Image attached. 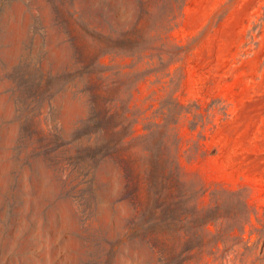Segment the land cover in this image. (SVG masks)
<instances>
[{"label": "rangeland", "instance_id": "1", "mask_svg": "<svg viewBox=\"0 0 264 264\" xmlns=\"http://www.w3.org/2000/svg\"><path fill=\"white\" fill-rule=\"evenodd\" d=\"M173 1L0 0V264H206L191 229L167 239L147 218L164 159L146 124L164 121L162 101L193 112L169 119L181 167L159 202L239 191L261 225L264 0H181L167 30L177 59L133 56L138 22L148 36ZM242 244L220 241L214 264H260Z\"/></svg>", "mask_w": 264, "mask_h": 264}, {"label": "trees", "instance_id": "2", "mask_svg": "<svg viewBox=\"0 0 264 264\" xmlns=\"http://www.w3.org/2000/svg\"><path fill=\"white\" fill-rule=\"evenodd\" d=\"M158 0L156 6H159ZM181 0H174L172 8L170 10H164L160 18L154 22V28L148 36L142 30L141 20L138 22L136 32L132 36V47L130 48L131 54H136L145 51V48L157 52L161 61L160 64L171 65L177 58L183 49V45L172 42L168 35L167 30H170L174 26V21L177 19V9ZM93 40L96 42L97 38L93 34ZM148 45V46H147ZM165 54L169 55V59L165 58ZM160 70H155L158 73ZM164 121L152 120L146 124V128L149 130L147 133L149 136L160 135L162 141L160 144L161 152L157 153L164 162L160 165L153 167L151 172L152 181L155 188V205L152 208V213L147 218L151 222L162 224L166 231L163 234L167 235V239H171L173 232L177 230H186V226L193 231V234L198 239V244L195 246L197 250H201L202 260L206 259V264H214L217 260V253L219 250V242L222 241L225 246H228L230 241L235 237H241L244 240L242 244L245 251L243 254L253 255L256 253V259L254 262L260 261V264H264V219L259 217L257 220L261 223L256 224L253 219V210L249 206L247 200H243L239 191L233 190H214L211 192V202L203 207L194 206V198L188 193L178 194L175 197V201L166 207L163 203L159 202L161 196V186L164 187L162 179L169 176V174H175V166L181 167L180 161L175 162L172 157V153L166 148H171V134L167 128L170 126L169 119L175 115L192 113L193 110L189 105H185L179 101L177 102H164L162 101L159 107ZM197 113H195V117ZM192 127L195 129L198 127V122L193 121ZM231 201L234 204L232 210L229 213H223L224 204ZM166 209H165V208ZM162 210L163 213H162ZM162 213V214H161ZM146 224V223H145ZM212 225L216 227V231L212 228ZM248 226H251L249 231V237L245 235L248 231ZM132 227V226H131ZM128 226V229L131 228ZM188 231V230H186ZM221 233H226L225 238H219ZM257 233L258 238L253 240V235ZM188 235V234H187ZM189 237L186 239L189 240ZM221 239V240H220ZM186 240V241H187ZM195 247L188 248L186 251L194 250ZM259 253L257 254L258 249ZM159 264H173L170 257L162 254L160 255ZM189 260H185L183 264H189Z\"/></svg>", "mask_w": 264, "mask_h": 264}]
</instances>
